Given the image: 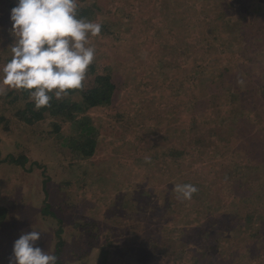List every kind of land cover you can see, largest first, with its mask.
<instances>
[{"label": "trees", "instance_id": "16d2710c", "mask_svg": "<svg viewBox=\"0 0 264 264\" xmlns=\"http://www.w3.org/2000/svg\"><path fill=\"white\" fill-rule=\"evenodd\" d=\"M7 2L15 7L17 0H11V4ZM186 3L187 0H83L79 3L80 16L102 24L100 36L91 38L96 59L89 68L83 88L70 90L60 100L53 96L51 106L39 110L29 100L28 91L9 90L0 95V189L10 179L19 180L18 171L9 175L11 166L21 167L24 175L34 172L36 166L41 167L44 176L42 199H34V194L28 191L23 194L17 210L24 218H40V225L35 223L37 228H51L48 233L50 244L41 239L37 246L57 255L58 264L70 261L77 264H126V261L129 264H208L198 258L192 261L195 254L187 257L188 249L193 247L189 245V233L192 237L195 232L192 228L203 233L201 218L218 220V213L235 216L224 221L221 231L205 243L206 248L201 247L206 254L211 251L207 255L209 263L262 264L263 246H255L256 252L247 248L246 252L241 246L252 242V238L256 241L255 237L261 234L259 230L264 224V105L246 109L242 104L244 90L239 89L236 79L233 80L235 88H232L233 82L223 86V75L231 80L234 76L220 67L218 47L212 43L215 38L210 35L213 23L209 28L206 24L197 25L198 44L192 45L201 57L195 59L198 62L191 71L173 66L189 55L184 50L186 42L169 39L177 36V25L187 23ZM252 7L257 16V6L253 4ZM174 10L178 11L177 16L171 15ZM152 11L151 18H156L154 21L160 25L156 29L155 22L150 20L146 24L154 25V30L148 34L151 27H146L144 35L158 39L157 45H166L164 51L163 47L147 49L141 37L142 28L135 31V25L140 26L136 24V17H140L136 13ZM244 15L249 24L252 19ZM262 27L264 30V25ZM10 29V26H1L0 32H10ZM205 30H209L206 37L209 40L200 35ZM243 35L238 30L235 40L240 41ZM135 38L140 40L139 44L132 42ZM7 40V50L0 53V59L8 62L14 40L12 34ZM173 47L174 52H170ZM186 85L195 89V97L199 100H194L192 95L179 97L186 94ZM209 92L219 94L221 101L217 110L230 104L227 120L216 115L202 119L201 105ZM259 96L264 97V88ZM194 107L198 114L189 117L191 145H196L195 139L202 137V127L207 123L218 125L225 122V126L231 129L228 121L232 118L236 133L240 126L249 128L253 134L258 131L255 135L262 142L261 149L235 151V175L238 173L240 184L245 182L246 185V191L243 189L239 196L225 195L231 184L225 187L224 193H210L212 180L207 181L199 173L198 163L185 161L174 166L171 162L174 157L182 156L183 150L172 147L167 137L169 128L159 121L162 118L177 119ZM193 131L198 133V137L194 134L195 139L191 137ZM149 134L154 139L149 138ZM224 138L227 141L235 139V146L238 142L237 136L225 135ZM199 144L203 142L199 141ZM59 155L64 158L63 176H67V180H63V176L56 178L52 172L60 160ZM241 156H244L242 161ZM146 158H150V162H146ZM221 159L222 156L218 159L219 164H222ZM222 166L218 168L219 172ZM153 169H163L170 176L155 178ZM90 172L95 175V184L88 185L89 203L82 201L81 204L87 206L86 210L94 211L95 216L82 215L64 201L70 199L68 193L72 179H78V185L83 186ZM202 172L209 174L204 169ZM186 183L197 187L192 198L200 204L202 200L206 201L205 207L199 210L197 217L188 214L189 211L182 217H174L170 213L173 207L171 198L178 193L176 185ZM52 185L54 189L56 186L58 193L55 201L50 198ZM158 187L168 193L156 190ZM109 191L113 193L109 194ZM36 198L40 199V196ZM223 204L225 210H222ZM60 205H67L69 218L60 214L57 208ZM207 211H212L214 216ZM8 219L6 207L0 206V229ZM113 232L119 234L118 239L123 237L120 243L128 248L127 251L116 250ZM91 238L94 242L103 239L102 246H95L90 242ZM17 239L14 234L9 241L14 243ZM132 246L134 251L130 250ZM3 251L1 248L0 264H10L13 252L5 255Z\"/></svg>", "mask_w": 264, "mask_h": 264}, {"label": "rangeland", "instance_id": "374dc122", "mask_svg": "<svg viewBox=\"0 0 264 264\" xmlns=\"http://www.w3.org/2000/svg\"><path fill=\"white\" fill-rule=\"evenodd\" d=\"M11 4V0H0V27L1 26H12L10 21V10L13 8V6H10L8 2ZM238 1V2H237ZM187 0L186 6V20L187 23L184 25H181L178 27V25L175 27V29L178 31V34L176 37L173 38V36H170L169 39L173 41L180 40V43L186 42V49L187 55L186 57H182L180 59V63L177 65L176 63L173 64L176 68L184 69V71H191L190 69L193 68L196 61L195 59L199 57V53L196 51V47L193 44H198L197 40V25L200 24H206L207 28H209V25L212 23L214 24V27L210 33L211 37L215 38L214 40H211L212 43H216L217 45V53H219L218 58L221 59L219 63L221 64V68L223 70H229L230 76H234L232 80L230 78H226L224 75L221 78V81H223V86H229V82H233L232 88H235V83L233 80L236 79V81L239 83L238 87L241 91L244 92L243 101L240 99V103L242 101V104L244 103V106L246 109H256V107H260L261 105H264V97H260V91L264 88V30H262L261 23H264L263 20L260 19V17L264 16V0H255L254 3H252L251 0ZM79 3H83V0H79ZM257 6V16L255 14V10H253L252 5ZM159 13H161L160 10H158ZM178 11L174 10L171 14L172 16H177ZM222 14H224V18H221ZM247 14L252 19L251 22L248 24L245 20V15ZM136 15H139L140 17H136V24H140V26L135 25V31L142 28L140 31L142 40L145 42V45L147 49H158L163 47L166 49V45L159 44L157 45L156 42H158V39H153V37L145 36L144 35V28L151 27L147 25L146 23H150V20H156V18L152 19L153 11L152 13H136ZM256 16V17H255ZM228 18V19H227ZM99 19V17H98ZM225 19L226 22L223 24L221 23ZM217 23V24H216ZM156 29L160 25L158 21L154 23ZM154 25L149 30L148 34H151L154 30ZM155 29V30H156ZM240 30L243 32L244 38H242L240 41L235 40V36ZM197 31V32H195ZM209 30L202 31L200 35L204 39L208 35ZM8 35H11L10 32L1 31L0 32V53L4 54L3 51L5 50V45L8 44L7 37ZM170 40V41H171ZM237 41V45L235 46V42ZM132 42L139 44L140 40L138 38H135ZM188 44H190L188 46ZM181 47V46H180ZM188 47V48H187ZM170 52H174L173 50ZM216 53V52H214ZM206 54V53H205ZM207 56H211V54H206ZM201 57V56H200ZM212 57V56H211ZM7 63V61H4V59H0V66ZM182 64V66H181ZM225 84V85H224ZM195 89H192V87H188L186 85V94H181L179 97L186 98L188 96H194L195 97ZM219 94L216 92H209L208 98H206L203 102L202 106V119L208 118L213 115L219 116L221 120H227L228 114H229V105L224 106L221 109L217 110V105L219 104ZM14 99V103H15ZM194 100H199L195 97ZM23 101V100H22ZM259 101V102H257ZM196 102V101H195ZM194 102V103H195ZM201 102V101H200ZM196 103V107L200 104ZM206 104V107H203V105ZM248 104V105H247ZM254 105V106H253ZM215 106V108H214ZM13 113V112H12ZM196 114H198L197 109L194 107L189 112L182 113L178 116L177 119L174 120H167V119H161L159 122L162 126L168 127V140L170 141V144L172 147L176 149H182L183 154L182 156H176L170 159V161L173 163L174 166H178L180 162H192V163H198V166H196L199 173L201 172L202 175H204V178L207 181H211L209 192L210 193H224L225 187L228 186V184H231L230 190L225 195H237L239 196L244 188H246L245 182L241 183V179L239 178L240 175L237 173L235 175V158L237 154H235L236 150L240 151H250V150H256L261 149L263 147L262 142L256 139L255 133L258 134V131L255 130L254 134L245 126H240L237 133L235 131V121H231L232 118L228 121L230 122V128L228 129L227 126H225V122H221L218 125L215 124H209L207 123V126L202 127V137H198V133L193 131L191 134V137H194V134H197V137L195 139L196 145H191L189 142V134L188 133V126H190L189 119L191 117H194ZM190 117V118H189ZM198 123V122H197ZM209 125V126H208ZM257 127V126H256ZM262 131V130H261ZM264 131V129H263ZM236 133V134H235ZM231 137V136H237L238 142L235 146V139L227 141L225 140L224 136ZM149 138H153L152 135L149 134ZM154 139V138H153ZM199 141H202L203 144H199ZM200 145V146H197ZM264 149V148H263ZM60 156V155H59ZM222 156L221 163L226 166H222V164L218 163V159ZM244 159V156H241V161ZM64 158L60 156V160L58 161V164L56 165L55 169L52 171L54 176L58 179L62 178L63 172H64ZM222 166V170L219 172V169ZM226 167V168H225ZM21 167H10L9 175L14 174L18 171V179L15 181V179H10L7 184L3 185V188L0 189V206L6 207L7 211V217L9 218L7 223H3V228L0 229V249L2 248L4 251L2 253H8L13 252V246L14 243L9 241V238L11 236H14L19 239L21 234L23 232H31L34 230H39L42 232L41 239L46 242V244H50L48 242L49 230L51 229L48 226H45V228H37L35 226V223L40 225L39 221L40 218L34 219H28L24 218L21 213L17 210V206L20 204L21 199L23 198V194L30 191L34 194L36 200H41L43 196V178L42 175V169L41 167H35L33 168L34 172H27L25 175L22 173L24 171H20ZM205 170L209 174H203L202 170ZM218 170V171H217ZM231 171V173H230ZM155 178H163L167 179L168 176H170L169 173L166 174V172L162 169L160 171L158 170H152ZM211 172V173H210ZM241 174V173H240ZM142 177H146L145 175H141ZM13 177V176H12ZM10 177V178H12ZM67 176H63V180H67ZM95 175L91 172L86 177L87 184L83 183V186H79L78 179L73 178V184L70 187L69 191V197L70 199L64 200L66 204H71L70 207H73L75 211L79 212L82 215H93L95 216V212L92 210H86L87 206H84L82 203H89V189L88 185L95 184L94 182ZM53 185L51 187V200L55 201L58 193L56 191V186ZM156 190L163 191L165 193H168V190L163 189L162 187L156 188ZM232 190V191H231ZM246 191V189H244ZM113 193V191H109V194ZM40 196V199H37L36 197ZM89 200V201H88ZM174 200V201H173ZM110 201V200H109ZM180 201H183V203H179ZM172 202V208L171 209V215L174 217H182L184 212H188L190 215L198 216V212L200 209L205 207V202L202 200V204H200V201L191 199V200H184L180 197V194L177 193L172 196L171 198ZM40 202H36L38 204ZM63 203V202H62ZM76 205V207L72 206ZM166 207V206H164ZM58 208V211L60 214L64 215L65 218H69L67 214V205H60ZM222 210H225V205L223 204ZM89 213H88V212ZM110 211V210H108ZM194 211V212H193ZM209 215H213L212 211L209 212ZM208 215V214H204ZM203 215V216H204ZM235 215L230 216L227 214V216L222 214H217L218 220L211 219H202L201 218V227L204 228L203 233H198V228H192L191 230L195 231L194 234L191 237V234L189 233V245H192L193 247L189 248V252L187 254V257L191 256L192 254H195V256L192 257V261H195L197 258L201 261L203 260L205 263H209V259H207V255H209V251L207 254L206 252L201 251V247L206 248L207 243L209 240L214 239L215 235L221 231L223 228L224 221H227L229 218H234ZM196 219V218H195ZM41 226L44 227V224ZM198 226V225H197ZM263 228H261L259 231H261V234L258 233L259 236L255 237L256 241L252 242L249 241L248 244H245V246H241V249L246 251H252L254 250V247L263 246L264 248V224H262ZM116 232V230H115ZM113 232L112 234H114ZM196 233L197 236H196ZM118 233L114 234V241L118 248L116 250L118 252H125L128 250L124 248L123 244L120 243L122 238L118 239ZM91 237H93L91 235ZM40 239V240H41ZM121 240V241H120ZM89 242V240H87ZM103 239L98 238L94 242V238H91L90 242H94L95 246H102ZM259 241V242H258ZM126 244V242L124 243ZM203 244V245H201ZM251 244V245H250ZM255 244V245H254ZM122 245V247H120ZM129 245V244H128ZM247 248V250H246ZM124 249V250H123ZM135 250V248L132 246L130 247V250ZM199 249V250H197ZM209 249V248H208ZM207 249V250H208ZM255 251V250H254ZM256 252V251H255ZM215 253V251H213ZM262 253V252H261ZM230 258L229 256H227ZM86 258L85 256L83 259ZM227 259V258H226ZM13 259H10V262ZM169 261L172 263V260L169 259ZM262 264H264V259L261 260ZM68 264H77L72 263L71 261L68 262ZM126 264H129V262L126 261ZM254 264V263H253Z\"/></svg>", "mask_w": 264, "mask_h": 264}, {"label": "clouds", "instance_id": "9594fccd", "mask_svg": "<svg viewBox=\"0 0 264 264\" xmlns=\"http://www.w3.org/2000/svg\"><path fill=\"white\" fill-rule=\"evenodd\" d=\"M14 37L11 59L0 66V95L25 90L37 110L50 107L70 90L82 89L96 59L92 37L102 24L81 17L79 0H17L10 10ZM150 162V158H146ZM191 200L198 189L186 183L175 189ZM42 232H23L14 242L10 264H58L57 255L37 246Z\"/></svg>", "mask_w": 264, "mask_h": 264}]
</instances>
